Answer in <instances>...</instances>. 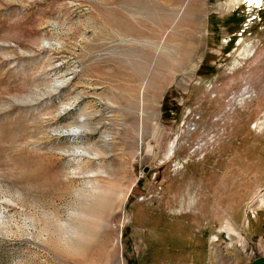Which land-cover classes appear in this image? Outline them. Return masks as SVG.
I'll return each mask as SVG.
<instances>
[{
    "label": "rangeland",
    "instance_id": "rangeland-1",
    "mask_svg": "<svg viewBox=\"0 0 264 264\" xmlns=\"http://www.w3.org/2000/svg\"><path fill=\"white\" fill-rule=\"evenodd\" d=\"M264 256V0H0V264Z\"/></svg>",
    "mask_w": 264,
    "mask_h": 264
},
{
    "label": "water",
    "instance_id": "water-1",
    "mask_svg": "<svg viewBox=\"0 0 264 264\" xmlns=\"http://www.w3.org/2000/svg\"><path fill=\"white\" fill-rule=\"evenodd\" d=\"M249 264H264V256H259L255 258Z\"/></svg>",
    "mask_w": 264,
    "mask_h": 264
}]
</instances>
